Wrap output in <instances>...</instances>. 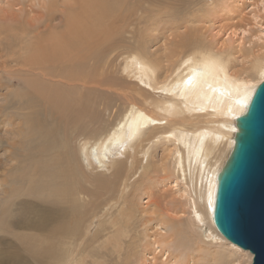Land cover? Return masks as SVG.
Masks as SVG:
<instances>
[{
	"label": "bare ground",
	"instance_id": "6f19581e",
	"mask_svg": "<svg viewBox=\"0 0 264 264\" xmlns=\"http://www.w3.org/2000/svg\"><path fill=\"white\" fill-rule=\"evenodd\" d=\"M40 1V15L26 21L18 3L0 6V58H6L0 73H9L5 80L0 74L5 129L0 150L11 155L0 173V205L15 201L18 209H28L16 233L22 237L16 235L24 246L22 259L2 264L86 263L87 257L72 261L74 241L88 234L101 213L96 209L107 212L118 203L121 218L108 219V239L99 251L106 249L108 264L128 262L132 251L129 256L126 242L112 233L128 234L119 223L127 227L135 213L127 201L136 186L133 177L140 170L147 179L150 149L162 139L175 147L172 166L161 162L159 169L170 170L188 187L184 193L180 189L172 207L165 204V212L154 201L148 205L156 224L168 229L156 231L160 260L155 256L150 264L235 263L233 253L247 250L226 239L213 222L217 176L235 143L236 118L264 81V56H255L243 71L233 70L236 56L205 44L201 30L212 15L229 16L223 12L245 0ZM158 40L164 42L153 50ZM250 71L253 77L243 76ZM107 112L110 119L103 120ZM119 148L123 160L113 156ZM86 167L107 170L110 177L88 180ZM149 187L144 193L150 199ZM184 208L189 229L203 231L210 223L205 237L212 243L225 240L229 253H221L223 244L212 247L200 240L187 251L175 244L184 230Z\"/></svg>",
	"mask_w": 264,
	"mask_h": 264
},
{
	"label": "rangeland",
	"instance_id": "374dc122",
	"mask_svg": "<svg viewBox=\"0 0 264 264\" xmlns=\"http://www.w3.org/2000/svg\"><path fill=\"white\" fill-rule=\"evenodd\" d=\"M203 1L205 3H209L211 0H203ZM7 2L18 3L21 8L23 7V10L21 12L23 14L24 13L26 14V16L24 17L25 20L22 19L24 21L33 19L34 17L38 16V15H36L37 13L39 14V12L42 11L41 10L42 6L41 5L39 6V3H41L40 0H17V1L16 0H0V6H6ZM223 2H225V1L223 0ZM244 3L245 4H243V2L241 4H238L237 7H235L236 10L234 9L232 12H223V10H222V12L224 14L229 15V16L225 17L224 15H217V14L212 15V17L210 19L212 21L210 22V20H208L205 23L206 25L203 28V30H201V33H203L202 38H204L205 44L212 47L215 51L224 50V51H226L228 53H232L234 56H236V60L233 62L234 66H235V68H233V70H240V71H243L244 67H250L251 64L255 60V56H264V0H245ZM15 8L20 10V8H18V5ZM174 20L177 22L178 19L176 18V19L171 20L170 24H174L175 23ZM1 23H0V27L4 26V23H2V24ZM202 25H204V24H202ZM157 42L158 43H156V45L157 46L159 45L158 46L159 48L154 44L156 46V48H155V46H153L154 47L153 50L154 49L159 50L161 48L160 44H162V42H164V41L158 40ZM0 59H1V61H0V72H2L1 70H5L3 64L6 60V58L4 57L5 60H3V57ZM2 60H3V62H2ZM7 73L8 72L0 73L2 75L4 74L3 75L4 80L8 79L7 77L9 76V73H8V75H7ZM6 75H7V77H6ZM248 75H250V77H253L254 72L250 71V72H245L243 74V76H248ZM15 84H16V86H18L17 83H15ZM4 89L6 90L7 88H4ZM42 112H44V111H42ZM107 113L103 114V116H102L103 120L110 119V115H109V113L108 114ZM106 115H108V116H106ZM2 127H0V134L4 133V131H5V129H3L4 127L3 128ZM3 136L5 138H7L6 135H3ZM76 143H78V140L74 144L76 145ZM23 147H24V145H23ZM25 147H27V144ZM174 147H175V145H174L173 141H169L166 139H162V140L158 141L157 143L153 144V146L150 149V155L151 156L149 157L150 175H148V177L146 179L144 177L143 173L140 174V172H139L140 170H139L137 172L138 174H136L133 177V179L135 181L137 180L136 186H134L133 189H131L127 201L129 200L128 203L130 202V204H132V207H133L135 213H134L133 218L130 220L129 224H127V227L125 225H123L125 222L119 223V225H121L120 227L123 230H126L125 232L128 234H125L122 231L120 233L115 232V231H114V233H112L114 235L112 237H114L115 239L118 237V239H122V241L126 242V243H124L123 248L127 252V254L129 252V254H128L129 256H130L131 251L133 253L132 254L133 256L130 257L128 262H126L127 261V258H126V260H124V262L122 260L121 264H125V263L126 264H150L151 259H153L155 256H157V258L160 260V256L157 255L158 252L160 251V248L158 247V235L156 234V231L165 232L168 229L166 230L165 228H162V226L156 224V222H155L156 215H154V213L151 212L150 208H148V205H150L151 202L154 201L156 203V205H158L157 209H159L160 213L165 212L166 211L165 207H167V206L172 207V202H173L174 197L180 196V194H179L180 189L183 190L182 193H184L185 187L186 186L188 187V185H186L187 183L180 181L176 175H173V174L171 175V173L169 172L170 170L161 171V169H159V164L161 162L169 163L172 166V161H171L172 159H171L170 153ZM121 151H123L122 148L114 150L113 156H115V158L117 160H119V159L123 160L126 158L125 156H118L119 158L117 157V152L119 153ZM8 155H10L9 152H7V154H6V152H4V149L0 150V156H2V157H0V173L2 171L4 172L5 168H3V167H7V165L9 163H11V160H8V158H10L11 155L9 157H8ZM3 158H5V159H3ZM1 159L4 160V162ZM3 163H5L6 165L1 166V164H3ZM86 169H87L86 175L88 176L87 177L88 180L90 178L93 179L94 177H101L100 179L110 177L109 172L107 170H106L107 171L106 172L105 170L102 171V170L94 169V170H92V172H93L92 173L91 169H89L88 167H86ZM171 172H173V171H171ZM2 174H0V176H1L0 186L2 184V179H3L2 177L4 176V173H2ZM165 174H169V175H171V177L167 178V175H165ZM153 177L155 178V181H154ZM156 177H158L157 179H160L161 182L157 181ZM162 178H163V180H161ZM164 178H166V180H164ZM176 181H178L177 186H176ZM88 183H90V182L88 181L87 184ZM90 185H92V184H90ZM148 186H151V187H149L150 191H151V188H152V191H154V193L151 191L152 197L150 199L148 198L147 194L144 193L146 191V187H148ZM0 189H1V187H0ZM134 189H135V191H134ZM188 194H190V193L187 192L186 195L184 197H182L181 200L186 202V200L190 196ZM180 198L181 197H179L178 199H180ZM13 202L15 204H13L11 201V204L9 203V204H1L0 205V210H1L0 211V220H1L0 221V260H1L0 262H1V264H2V262H5L7 260L10 261L13 259H18V261H21L22 258L20 256L23 255L21 253H23L22 250H24V246H23V244H21L22 240L19 239L22 237L21 236L19 237L16 233H18L20 231V230L17 231L19 222L22 221L25 214L28 212V209H26V210L18 209L16 202L15 201H13ZM118 204H114L113 206H107L106 207V209L109 212H111V215L110 214L105 215L108 211L105 212V210L102 209L103 206L100 209L98 208L94 211L97 213L98 212H101V213H99L98 215H96L94 217V223H93L92 227L90 228V231L88 232V234L85 236V238H83L82 240H79V241L78 240L74 241V244H77V245L73 246V257H72L73 260L72 261H77V260L81 261L84 257H87L85 259L86 263L84 261V263H81V264H108L109 257H107V255H106V249L101 248L99 251V247H100V244H103L106 241V239H108V230H106V227L110 226V224L108 223V219H111V217H112V220H115V219L119 220L121 218V216L118 214V208L120 207V204H119V206H118ZM165 204H168V205L166 206ZM2 209H3V212H2ZM183 211H184L183 212L184 214L182 213L181 217L184 220L183 232H185V234L183 232H182L183 234L180 233L178 238H176L174 241L175 244L178 243V245L181 246L182 250L185 249L187 251L188 249L192 248V246L194 245L193 243H196V241L200 240L202 242V244H206V243L211 244L212 247H214L218 244L219 245L223 244L221 247V250L223 249L224 251H221V253H225V252L229 253L230 250L228 248H231V247H230L228 242L221 239L217 243H212V242H209L208 238L205 237V235H204L205 232H209L212 229V226L210 225V223H207L204 225V228H203L204 232L198 229V230H196L197 232L194 231L195 232L194 233L192 230L189 229L190 227L188 225V218L190 216L189 210L187 208L186 209L184 208ZM108 216H110V217L108 218ZM118 216H119V218H118ZM99 222L103 223V224H99ZM15 224L17 225V227ZM106 224L108 226H105ZM187 226H188L189 230L187 229ZM14 229H15V231H13ZM16 235L19 237L18 239H17ZM184 235L185 236L187 235V236L185 237ZM193 236H194V238H193ZM192 238H193V241H192ZM129 243L130 244L132 243V245L128 246ZM20 245L23 247H21ZM126 246L128 248H126ZM15 247H16V249H15ZM110 247L112 248V246H110ZM129 247H131V248H129ZM101 250H103V251H101ZM124 250H123V253H125L124 256L127 257L128 255L126 254V252ZM245 251H246V249H245ZM248 251L249 250H247L246 252H236L235 251L231 257L235 261V263H230L229 261H225L223 264H229V263L230 264H248V262L250 261V256H251V255H249L251 253ZM9 253H11V255ZM81 254H83V255L85 254V256H83L80 259ZM8 255H10V256H8ZM12 255H13V257L17 255L18 257H20V260H19V258H17V256L13 258ZM93 256H95V258H99L98 259L99 261L94 262ZM114 256L118 257L117 254H114ZM146 259H148L147 262H146ZM252 259H253V254H252ZM13 261H15V260H13ZM204 263L210 264V263H206V262H204ZM204 263H203V261L199 262V264H204ZM251 263H252V260L250 261V264Z\"/></svg>",
	"mask_w": 264,
	"mask_h": 264
},
{
	"label": "water",
	"instance_id": "95a60500",
	"mask_svg": "<svg viewBox=\"0 0 264 264\" xmlns=\"http://www.w3.org/2000/svg\"><path fill=\"white\" fill-rule=\"evenodd\" d=\"M234 146L217 176L213 222L229 241L264 264V81L236 118Z\"/></svg>",
	"mask_w": 264,
	"mask_h": 264
}]
</instances>
